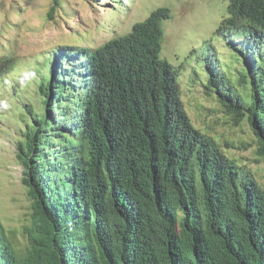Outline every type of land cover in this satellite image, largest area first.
<instances>
[{"label":"trees","instance_id":"obj_1","mask_svg":"<svg viewBox=\"0 0 264 264\" xmlns=\"http://www.w3.org/2000/svg\"><path fill=\"white\" fill-rule=\"evenodd\" d=\"M227 2L214 33L241 66L206 57V94L249 124L264 162V0ZM167 17L160 7L96 48L58 46L43 61L42 110L28 108L16 142L32 234L22 251L0 223V264H264V187L192 124L179 69L160 55Z\"/></svg>","mask_w":264,"mask_h":264},{"label":"rangeland","instance_id":"obj_2","mask_svg":"<svg viewBox=\"0 0 264 264\" xmlns=\"http://www.w3.org/2000/svg\"><path fill=\"white\" fill-rule=\"evenodd\" d=\"M227 6V0H0V60L9 58L7 65L11 66L0 76V101L8 105H0V223L16 247L25 251L32 234L31 198L22 181L16 142L32 116L28 108L33 113L42 110L43 96L36 79L50 73L43 61L58 46L96 48L130 31L134 23L160 7L168 14L160 21V55L179 69L180 98L192 124L215 138L264 187V162L256 155L249 124L232 122L213 92L206 94L210 89L206 57L213 62L209 67L216 70L234 73L241 66L235 44L216 38L214 33L228 14ZM192 49L195 52L187 57ZM29 72L35 76L22 85L21 78ZM48 112L56 119V111ZM69 132L74 137L72 130ZM51 134H55L54 127ZM43 151L49 160L52 153L48 154L47 148Z\"/></svg>","mask_w":264,"mask_h":264},{"label":"clouds","instance_id":"obj_3","mask_svg":"<svg viewBox=\"0 0 264 264\" xmlns=\"http://www.w3.org/2000/svg\"><path fill=\"white\" fill-rule=\"evenodd\" d=\"M35 76V73H32V72H29V73H25L24 75H23V77L21 78V80H20V83L23 85L26 81H29V80H31L33 77ZM0 105H2L3 107H7L8 105H7V103L6 102H3V101H0ZM60 106V105H59ZM63 106H65V105H63ZM63 106H61L60 108H62ZM55 111V110H54ZM66 112V111H65ZM65 112H62V113H65ZM67 117V115L66 116H61V118L63 119L62 121H60V123L59 122H57L58 124H61L63 121H64V119ZM52 120L55 122V121H58V119H57V115H56V119L55 118H53V116H52ZM68 124H69V122H67ZM58 124H55L57 127H58ZM55 129V128H54ZM70 130H72V129H70L69 128V131ZM55 131V130H54ZM55 133H56V131H55ZM70 133V132H69ZM55 135V134H54ZM51 136H53V134H51ZM71 136V135H70ZM74 136V135H73ZM48 148V147H47ZM44 149V148H43ZM16 150H17V148H16ZM45 152V151H44ZM46 153V152H45ZM48 154L50 153V152H47ZM48 154H47V156H48ZM23 177V176H22ZM25 184V183H24Z\"/></svg>","mask_w":264,"mask_h":264}]
</instances>
